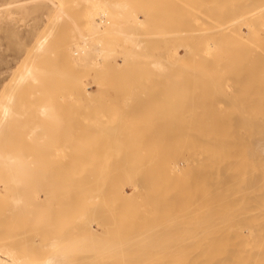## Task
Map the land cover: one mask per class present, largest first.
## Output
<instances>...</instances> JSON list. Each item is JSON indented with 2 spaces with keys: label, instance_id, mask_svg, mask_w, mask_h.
Listing matches in <instances>:
<instances>
[{
  "label": "rangeland",
  "instance_id": "rangeland-1",
  "mask_svg": "<svg viewBox=\"0 0 264 264\" xmlns=\"http://www.w3.org/2000/svg\"><path fill=\"white\" fill-rule=\"evenodd\" d=\"M80 1L74 7L79 9ZM72 2H70L69 7H73ZM128 2L130 3L129 8L133 10L129 12V20L121 19L115 13V22L125 21L133 40L125 41L117 34V27H115V58L97 59L93 66L89 65L88 62L82 63L81 61L80 64L84 65L83 68L77 60L75 67V64H72L75 63L73 61L74 56L71 55V61L69 56L71 52H68V50L70 51L71 43L69 41L71 39L70 35L66 34L67 27L63 24L64 29L61 26L57 29L56 34L58 35L53 36L50 41L53 42L55 38V45L58 43L56 47L60 49L59 44L61 47L62 44L59 42H62L64 38L60 39L59 30L66 31L63 33V35L65 34L63 37L66 38L67 35L69 41L66 39L63 43L64 46L65 44L70 45L69 49L66 47L69 55L60 49V54L63 51L62 54L64 55L58 56L59 49L56 51L54 45L51 50L56 51L55 55L58 52L57 57L52 54L53 52L51 54L54 58L59 57V62L64 56L67 63L60 62L61 67L64 63L63 70L59 67L60 70L57 71L54 68H56L55 65L58 60L55 65V59L52 60L53 64H49L51 76L54 75L53 79L51 78L53 81L52 91L49 90L51 87L48 88L52 95L51 93L50 95L47 94L46 88L44 92L47 95L42 96L45 99H41L40 96L43 91L39 94L36 93L37 97L39 96L38 101L40 99L41 101L49 100L52 110L57 113V115L54 113L55 117L57 116L58 119L56 120L54 117L52 120H49L50 117H47L48 119L43 118L42 121L45 122L42 134L45 132V136L43 138V135L40 134L42 140L39 137L40 140H37L38 135L34 136L37 141L33 137H25L24 128L28 124L34 123L33 119L28 120L29 117L32 118L34 109L29 112L28 109L31 107L24 106L22 108L28 112L24 115L26 118L21 120L20 125H17L18 128L12 126L7 130L4 146L5 150L9 148L11 151L19 148L20 152L23 145H25V149L28 148L26 141L33 142L35 148L29 144L31 147L29 150H34L35 154L33 155V152H29V154H32L34 158L29 156L33 159L39 157L43 162L41 165L39 163L40 166L36 163L38 165L36 169L43 165L41 168L44 169L45 167V170L49 171L50 177L60 179L59 181L56 179L57 183L59 182L61 186L66 184L62 188L68 190L66 193L68 194L66 198L68 202L71 197L73 203L74 195H71V190H74V194L78 196L75 197L73 208L70 202H65L67 205L61 204L64 206V210L70 211L67 213L72 217L68 220L69 216L63 212L65 216L67 215L65 217L66 222L76 228V225L81 223L79 220L82 217L86 219V215L90 211L88 217L92 215L93 218L91 217V220L87 218L89 220L85 221L82 218V221L85 222V225L87 221L94 230L96 229L97 237L109 238L108 240L105 238L106 240L104 239L102 242L106 241L103 247L105 248L107 245L106 248L110 251L112 249L114 251L113 247L115 246V239H113L115 236L112 233L117 234L114 232L116 228L119 229H117L118 233L121 230V225L115 223L116 220L123 223L124 227L120 233H124V235L131 227L129 238L133 237L135 231L140 230V232L144 231L147 234L149 232V235L150 232L157 233V239L155 234H152L153 240L161 242L162 236L163 239L164 236L168 237L169 232L174 237L176 233L182 232L183 219H186V215L190 211H192L191 217L189 216L191 219L192 217L210 216L215 202L213 189L221 170L225 172L222 171L220 175H224L226 170H231L230 173L240 170L239 173L244 175L249 173L247 169L253 173L262 169L264 171V0H128ZM77 4L79 7L76 6ZM82 5L87 8L86 4ZM69 7L68 10L73 14L75 12V10L73 12L74 7ZM83 9L81 6L79 14H82ZM87 9L89 11V6ZM84 12L81 16L82 19L84 14L87 15ZM75 15L74 13L73 16ZM82 19L79 21L82 22ZM76 20L78 19L76 18ZM30 22L29 20L27 23ZM81 25L84 24L81 23ZM0 33L4 35V29ZM67 42L69 43L67 44ZM3 43V53L6 58L9 51L5 49V40ZM63 48L65 49V47ZM26 57L27 54L21 55L19 60L21 59L23 62ZM11 59V66L16 67L19 62L18 59L13 57ZM43 63H41L42 66H45L44 60ZM57 65L59 66V64ZM52 70L57 71V75L54 72L52 74ZM11 80L12 77L8 76L4 87L0 90V96L6 86L12 85L13 81ZM23 91L28 98L29 92ZM23 91H20V96ZM25 96L23 95V97ZM34 108L36 109V107ZM37 118L36 114L34 120ZM20 132L23 134L22 136ZM38 153L41 157L38 156ZM36 154H38L37 157ZM94 170L95 174L93 173ZM97 170L101 174L102 179L98 176L101 182L97 181V175H99ZM257 173L253 174L254 177ZM85 176L86 178L92 176L89 180L93 179L89 182L87 178V182H85ZM68 183L69 185H67ZM112 183L117 188L118 186L124 188L120 190L119 187L121 192L117 196L114 192L116 187ZM223 183V185L227 184ZM59 184L57 186L60 188ZM92 184L96 188L92 187ZM102 184L105 185V191ZM106 189L110 193L108 192L103 196ZM85 191L89 192L88 195L87 193L83 195ZM123 192L125 196L129 195V198L126 196L127 200L129 199L127 211H124L127 207L123 202L126 197L122 195L120 199H124L121 201L118 199L119 194H123ZM90 195L91 197H89ZM130 196H132L131 200ZM88 198L92 203L88 202ZM107 199L108 202H106ZM113 201L116 202L117 210ZM130 201L132 203L129 205ZM136 203L142 205L134 206ZM5 204H0V207L5 209ZM95 204L98 205V208ZM100 204L106 212L102 210L103 208L101 209ZM137 206L138 209H136ZM65 207L67 208L65 209ZM79 207L80 213L77 211ZM144 207H149L150 211L145 210L148 214L144 212ZM133 208L136 211L139 210L138 214ZM2 209L0 210V225L3 223L1 228L5 226L4 218L5 220L8 219L5 224L9 221L14 222L13 219L10 218V220L9 216L3 213ZM54 209H56L55 206ZM92 209L95 210L94 213L97 212L96 214L99 215V221L96 219L98 217L96 214H91ZM73 210L75 211L74 214ZM85 210L86 213H84ZM97 210L99 212L101 210V212L99 213ZM113 211L115 221H112V217L109 221ZM129 211L132 212L131 216ZM76 213L83 215H80L78 218H81L78 219ZM58 215H55V219ZM135 215L136 217H134ZM138 215L142 218L139 217L138 219ZM2 216L3 219H1ZM19 216L17 215V222L13 223L15 227L12 224L9 225L13 229L8 228L9 223L4 227L8 232L11 231L10 234L15 232L14 229L20 230L18 234L22 232L20 225L17 226L21 222ZM63 217L61 216L62 223L65 222ZM23 218L24 216H22V220ZM190 218L187 219L190 220ZM71 219H75L76 224ZM146 219H149V222ZM138 220L140 221L139 225L136 223ZM142 220L143 222H141ZM68 223L66 224L69 225ZM114 223L118 226L115 229ZM144 223L151 226V229ZM141 224L144 225L143 228L145 227L149 231L142 230ZM125 225L129 228H125ZM140 225L139 229L138 226ZM189 225L191 226L192 222H189ZM108 226H111L110 231L112 233L109 232ZM157 226H162L158 230L159 234ZM153 227L154 229L151 231ZM160 231L162 232L160 233ZM39 232L42 233L40 230ZM39 232H33L31 235L32 238H36L38 245H40V241L45 243L47 239V233L44 234L43 238L41 236L43 234H39ZM140 232L138 231V233ZM158 235L160 236L158 237ZM16 236L18 238L20 234ZM12 238H14L13 235ZM100 241L98 242L99 246L102 244ZM108 241H110V245ZM38 245H36V249H32V252L35 250V255L39 254V250L41 253L44 249L46 251L45 247L42 249L44 245L42 248ZM101 246L99 250L102 249V252H105ZM136 246H129L130 249L134 247L131 252H135ZM154 246L156 251L161 248L158 245ZM140 247L141 245L138 244V248ZM169 247L173 249L177 246L175 244V247L172 245ZM129 248L127 247L128 251ZM138 248L136 249L139 251ZM142 248L144 247L142 246ZM154 248L150 247V251L152 249L155 255ZM146 249L149 251L148 247ZM113 251L110 252V256H105L108 253L107 250L106 254L103 253V255L100 252V255L115 259L113 256L115 251ZM44 252L43 256L45 255ZM33 254L34 252L32 256H34Z\"/></svg>",
  "mask_w": 264,
  "mask_h": 264
},
{
  "label": "bare ground",
  "instance_id": "bare-ground-1",
  "mask_svg": "<svg viewBox=\"0 0 264 264\" xmlns=\"http://www.w3.org/2000/svg\"><path fill=\"white\" fill-rule=\"evenodd\" d=\"M72 1L70 0H0V32L2 29H4V35L0 33V90L4 87L5 82L8 79V76L9 77L11 76L12 77L11 81H13L12 85L6 86L3 89V92L1 93V96H0V199L2 197L3 203H6L5 209H2V207H0V210L2 209L3 213L8 215L9 219L10 218L13 219L14 222H17L16 220L17 215L18 216L20 215L19 218H21L20 219L21 222L17 226L20 225L19 226L20 229L22 228L21 230L22 232L19 233L20 236L18 234L20 230L14 229L15 235L19 236L18 238L17 236L15 237L13 232H12L13 234H10L11 233L10 230L8 232L7 229H4V227L7 226L8 223H9L8 224V228H9L10 227L9 225L10 224L13 225L14 222L12 221L11 223L9 221L7 224H5V222H7L8 219L5 220V218L3 219V216H2L1 219H3L5 226L4 227L2 226L1 228V225L3 223H1L0 225V229H2L0 231V264H90V263L91 264H109L110 262L111 264H264V171L263 169L258 170L257 171L258 173L257 172L253 173L250 171V169H247L248 171L247 170L246 171L249 173H247L246 175L239 173L240 170L238 171L235 170L236 172L234 171L231 173H230L231 170L230 171L226 170V173L225 174L223 173L224 175H220L221 172L224 171V170H221L219 177L217 178V183L213 189L215 202L213 203L210 216L209 217L203 216V217H198V218L192 217L191 219L190 214H192V211H190L189 213L186 212L187 213L186 219L183 216L184 225L181 226V228H183L182 232L180 231V233H176V235L173 233L175 237L172 236V234L170 235V232H169L168 237L164 236V239H163V236H162L161 242H157L156 240L157 233L155 234L154 232L153 233L150 232V235L152 236L151 237L148 232L149 229H145V227L143 228L144 225L142 224H141L142 230L143 229L147 230L148 234L144 231L140 232V230H138V227L139 229L141 227L140 225L137 227V230L140 233H138V231L134 232L133 230L134 235L132 232L133 237L131 236L130 237L131 239H130L128 236L130 235L131 227L128 231L129 233L126 231L127 235L125 234L126 235L125 236L124 233H120V231L123 230V227H124L123 223L120 222L119 220H116L115 223H117L118 225L120 223L121 225V228L119 227L121 229L119 233L117 231L118 228H116L118 226L115 223L114 224L116 226L114 224L112 225H114L113 227L114 229L116 228V230L114 231V229L113 228L112 229L114 232H117V234L112 233L110 231L111 226H108L109 232H111L115 236L114 238L112 235L113 239H115V242L113 241L115 243V246L114 245H113L114 247L112 246L115 251V255H113L115 259H113V257H111L112 259L111 258L109 259V257L107 258L105 256H110L111 254L110 252H112L113 249L112 251L108 250L106 248L107 245L105 246V248L103 247L106 241L104 242L102 241L106 237L104 236L105 238L103 239L100 237H97L96 235L98 233L95 234L96 229L94 230L93 227L87 221H86L87 224L85 225V222L83 223L82 221L83 217L82 218L80 217L81 219L78 218L80 215L82 216L84 213H86V210L84 211V213L82 212L83 214L78 215V213H76V216L78 215L77 218L80 219L79 223L81 221L80 223L81 225L78 223L81 227L79 225H76V228H75L74 225L66 222L65 217H67V215L69 216V213H67V211L68 212L70 211L66 209L67 207H65L66 210H64L63 209L64 206L61 205V204H64L65 202L66 203L68 202V200L66 199L68 195L66 193L68 192V190L66 188H62L66 186V184L64 186H61L59 182L57 183L56 179L58 178L50 177L48 175L49 171H46L45 167L44 169H42L43 165L41 166L42 168L37 167L36 169V166H38L39 163L41 165V163L43 162H41L42 160L41 158L37 157L39 153L35 155L37 157V159L35 158L37 162L35 161V159H33L34 158L33 155L35 154L34 153L35 151L33 149H32L33 151L29 150V148H31L29 147V144L33 145V142L29 143V141H26V143L28 142L27 143L28 148L26 149H25V145H23V142H22L21 147L23 145L22 147L23 150L22 148H20V152H19V148L17 150L13 149V151L9 150V148H7L8 150L7 149L5 150L4 146H5V142L7 139V135H6L7 130L12 126H15L14 128H16L17 125L19 126L20 125L19 123L22 122L24 118H26L24 115L28 113L27 110H24L22 107L30 106L31 109H28L29 112H32V109L35 110V111L33 110L35 115L34 113L33 114L29 113V114H32L34 117L33 116L32 118L29 117L28 120L33 119L34 123L30 125L28 124V126L24 128L25 137L26 136H28V138L33 137L36 140L34 136L38 135L37 140L39 138L42 140L45 136V132L44 134H42L43 124L45 122V121L44 122L42 121L43 118L48 119L50 117L49 120H52L54 117V119L56 120L58 119L57 116L55 117V114L57 115V113L52 110L51 104L48 102L49 100L41 101V99L42 98L45 99L44 97H42V96H45L46 94V92H44L45 88L47 90V94L49 95L52 91L53 81L51 80V78L53 79L54 75L53 77L51 76V67H49V64L52 65L53 64L52 60L55 59V63H54L55 65L56 61L58 60L57 64H59V66L57 64L55 65L56 68L52 66V68L58 71L60 69L63 70L64 63H67L65 62L67 60H65L64 56H62V61L60 59V62H64V63L62 64V67H61L59 59H58L59 57L56 58L57 57L56 55L58 52H59L58 56L62 54L63 51L60 54V49L64 50V52H67L66 47L69 49L70 45L68 46L65 44L64 46L65 40L67 39L66 41H69L68 39L69 35L71 39L69 41L71 43V46H70V51L68 50V52L69 53L71 52V54L69 55L68 52L67 54L70 56V60H71V55L74 56L73 61H75V63H72V64H75V67L77 66L76 65L77 60L79 62L78 64H80V62L82 61V63L88 62L89 65L93 66L96 64L97 59L108 60L109 58H115V53H116L115 52V27H117L116 28L117 34L121 36L125 41L133 40L132 34L127 30L125 21L121 23L115 22V13L117 14V16L121 17V19L123 18V19L129 20L130 18L129 12H132L133 10L129 8L130 3L128 2V0H81V1L79 0L81 3L82 9L84 8L83 9V12L85 11L84 13H87L88 11L87 8L89 6V11L87 15L84 14L87 17L84 18L85 16H83V19L85 20L86 25H85L84 20L81 17L83 12L82 14H79V9L81 7V6L80 7L78 6L79 1L78 0H72ZM70 2H72L73 7L75 6L76 3H78L76 6H78L79 9L77 7H74V8L69 7V4L71 5ZM82 4H86L87 8H85L84 5ZM68 7L73 8V12L75 10L74 12L76 14L75 16H73L74 13L73 14L70 13V11L68 10ZM76 8L78 9V12ZM75 17L78 20H76ZM81 19H82V22L79 21ZM29 20L31 22L27 23ZM81 23H83L84 25L82 26ZM63 24H65L67 27V30L66 29L65 30L67 31L66 34H68V36L66 35V38L63 37L65 36V34L63 35V33H65L66 31L64 32V31L59 30L61 32V33L59 32V37L61 36L60 39L64 38L63 39L64 41L62 40V42H59L62 44V47L59 44L60 46V49H59V47L58 48L56 47L58 43H56L55 45V38L53 41L54 43L52 42V40L50 41V39H53V36L56 37L55 35H58L56 34V31L58 28H60V26L62 27ZM62 29L64 28L62 27ZM60 39L59 41H61ZM4 40H5V45H6L5 49L9 51L8 56H6V58L4 57V53H3V44H4L3 41ZM56 42H57V39H56ZM69 42H67V44ZM51 43H52V46H51ZM53 45L55 46L56 51L57 49H59L56 55L54 54L56 51L53 52V50H51L52 49L51 47H53ZM63 47H65V49ZM51 53L55 55L56 57L55 58L54 56L52 57ZM25 54H27L26 60L21 62V59L19 60V58L21 55L24 56ZM11 57H13L16 60L18 59L17 61L19 62L16 67L11 66V60H12ZM67 58L68 57L66 55V59ZM41 59H42V62H40ZM43 60L45 62V66L44 65L42 66L41 64L43 63ZM70 60L69 62L71 63L72 60L71 61ZM80 65L83 68L84 65L83 64H80ZM80 65H79V68H81ZM57 71L54 72L52 70V74L53 72L55 74ZM59 73H62V71L61 72L59 71ZM55 75H57V73ZM48 88L49 90H51L50 92L48 91ZM21 90L22 91L27 90L29 92L28 98H26L27 96H25L26 95L24 93L25 91H23V94L21 93V96L23 97L24 95L25 97L22 98L19 95ZM41 91L44 92V95H42L43 92ZM36 92L38 94L41 92L40 93L41 99L39 101L37 100L39 96L37 97ZM34 107H36V109ZM36 114H37L38 120L37 119L35 120L37 121L34 120V118L36 117ZM13 132L15 133L14 129H13ZM40 134L43 135V138H41ZM22 135L23 134H21V136ZM5 136H6V139H5ZM28 138L26 139L28 140ZM17 141L18 139L15 141V143ZM13 146H14V143H13ZM14 148H17V147H14ZM25 150H26V153L28 154L26 153L23 154ZM29 152L31 153L33 152V155L29 154ZM29 155H31L33 158ZM38 156H40V154ZM29 157H31V159H29ZM97 171H96V175H97ZM93 173L95 174V170L93 171ZM235 173H237V175H234ZM256 173L257 175L256 177H254L253 174H256ZM87 175H89V173H87ZM98 176L101 177V174L99 173V175H97V178ZM90 177L89 176L87 177L89 182H91V179H93L91 178L89 180ZM87 178L85 176V179H84L85 182H87ZM59 180L60 179H58L57 181ZM97 181L101 182L99 178L97 179ZM223 182L227 184L223 185L224 184ZM57 184L60 185V188L59 186H57ZM87 184L89 185L90 183H87ZM67 185H69V183ZM84 185H81V186L83 187ZM102 185H99V186L101 187ZM113 185L115 186V184ZM104 186L105 185H103L102 188ZM92 187L96 188L95 185H93ZM109 187L111 186L109 185ZM107 189H106V192L103 194V196L109 192ZM115 189L116 191L118 190L117 192L113 190L115 192V195L117 196V194L121 192L119 191V189L123 190L124 188H122L121 186H118V188L116 187ZM73 191L74 190H71L70 193L72 192L71 195H74V199H73V203H74V201L76 200L78 196L74 194ZM75 191L77 192L76 189ZM104 191H105V187H104ZM93 192H95V190H93ZM85 193H87V191H85L83 195ZM101 195L102 193L100 194V196ZM122 195L125 196L124 192L123 194H119V198H118L119 201H121L122 198L120 199V197ZM89 197H91V195ZM127 197L129 198V195ZM127 197L125 198L126 200H127ZM100 198L101 200H103L102 197ZM131 198L132 196H130V200ZM94 199L96 200V198ZM87 200L88 202L90 201L92 203V201L89 200V198ZM95 200L94 202L96 203ZM124 200L123 202H125V206L127 207V202L129 199L127 201L126 200L124 201ZM115 201H116V198H115ZM1 202L0 204L3 205V203ZM69 202L70 204L72 203L71 197H70ZM106 202H108V199L106 200ZM73 203L71 204V206L74 205ZM131 203L132 201H130L129 205ZM134 203L135 201L133 202V204ZM139 203H136L134 206H136ZM113 204L114 206H116V210H117V205H115L116 202H114ZM95 205L98 208V205L97 204ZM141 205L142 204H139V206ZM146 205H148V203ZM54 206L57 210L54 209ZM96 206H94L95 209H96ZM99 206L101 207V209L103 208L102 210H104V207L101 204ZM128 207L124 211H127ZM146 208L144 207V212L145 210H149L148 209L149 207L147 209ZM93 209H92L93 212H91V214L94 213L95 211ZM108 209L110 210V208ZM120 209H121V206H120ZM136 209H138V206ZM154 209H157V208H154ZM52 210H54L55 212ZM77 211L80 213V207ZM104 211L106 212V210ZM134 211L135 213H137L139 210L138 211L134 210ZM63 212L66 213L67 215L65 216ZM74 213L75 211L73 210V214ZM89 213H87L86 216L87 218L91 220L93 217L92 215H91L92 218L88 217ZM96 213H94L93 215H95ZM131 213L132 212H130V216H131ZM145 213L148 214L147 212ZM53 214L55 215L59 214V215L58 217L56 216V219H55V215ZM103 215H104V212H103ZM119 215L120 213L118 214V217L120 219ZM121 215H122V212H121ZM123 215L125 216V214ZM22 216H24L23 220H22ZM61 216L63 217V220L65 218V222L62 220L63 223L61 222ZM97 216L98 217H96V219L99 221L100 220L99 215ZM113 216H115L114 211H113L112 216L110 215L109 221L111 217L113 218ZM124 216H123V219H124ZM134 217H136V215ZM139 217L140 215H138V219ZM53 218L55 221L53 220ZM70 218L72 217L69 216L68 220H70ZM87 218L86 219L83 218L84 221L89 220ZM114 218L112 221H115ZM173 218H175V216H173ZM187 218H190V220ZM74 220L73 222L74 224H76V221ZM143 220L141 222H143ZM148 220L146 219L147 222H149ZM51 222L54 223L53 226H51L52 224ZM189 222L190 223L192 222L191 226L189 225ZM66 223H68L69 225H67ZM136 223H138L139 225L140 221L138 220V222ZM126 224H129V223L126 222ZM144 224L146 225V223ZM154 224L156 225V223ZM146 226H149V225H146ZM13 227L15 226L13 225ZM126 227L128 226L125 225V228ZM154 227L152 228L151 231H153ZM161 227H158L157 232L159 228ZM149 228L151 229V226H149ZM9 229H13V228L10 227ZM5 230L7 233L5 232ZM39 230L42 231V233H40ZM36 231H38L39 234H43L41 235L43 236V238L47 233L46 235L47 239L45 238L46 239L45 243L40 241V245H38L36 238L35 237L32 238L31 236L32 233ZM161 232L162 231H160V233ZM163 232L165 233V231ZM152 234L153 235L155 234L156 241L153 240L154 237ZM12 235L14 236V238H12ZM160 235H158V237ZM150 237L152 238V240ZM29 238H31V240H29ZM99 238L102 240L100 241ZM106 239L108 240L109 238H106ZM32 240H34L35 242ZM99 241L102 243L100 244V246L102 245L101 248L103 247L104 248L103 250H105V252H102V249L99 250V247H100L98 243ZM110 241H108L109 245H110ZM138 244L141 245L140 248H138ZM175 244L177 247L179 246L178 248L176 247L177 249L176 248L172 249L169 247L171 245L175 247ZM36 245H38V247L41 246V248L44 245L42 248V249H44V247L46 248V251L45 249L42 250L43 252L45 251L44 256H43V252L42 253L39 252L41 250L38 251V249L37 251L39 254L35 255V250H33L34 252L33 255L35 257L32 256V253H33L32 249H36ZM134 245L136 246V248L140 250L138 251L135 248V252L134 251L131 252V250H133L134 247L130 249L129 246L131 247ZM154 245L161 246V248L156 251L154 248L155 247ZM142 246L144 248L147 246L149 248V251L148 249H146L147 247L144 249L142 248ZM149 246L152 249L154 248V250L156 251L155 255L152 249L150 251ZM31 247H35V248H31ZM127 247L129 248V251L127 250ZM29 249H31V252H29ZM106 250L108 251L107 254H106ZM125 250H127V252H125ZM100 252L106 255L103 257L104 254L100 255L101 254ZM37 256L38 258L36 259Z\"/></svg>",
  "mask_w": 264,
  "mask_h": 264
}]
</instances>
